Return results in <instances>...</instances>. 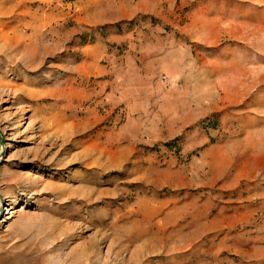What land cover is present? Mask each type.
Segmentation results:
<instances>
[{
	"label": "rangeland",
	"instance_id": "374dc122",
	"mask_svg": "<svg viewBox=\"0 0 264 264\" xmlns=\"http://www.w3.org/2000/svg\"><path fill=\"white\" fill-rule=\"evenodd\" d=\"M0 264H264V0H0Z\"/></svg>",
	"mask_w": 264,
	"mask_h": 264
},
{
	"label": "bare ground",
	"instance_id": "6f19581e",
	"mask_svg": "<svg viewBox=\"0 0 264 264\" xmlns=\"http://www.w3.org/2000/svg\"><path fill=\"white\" fill-rule=\"evenodd\" d=\"M6 210H8V209H6ZM9 212H12V211L9 209L6 213H9Z\"/></svg>",
	"mask_w": 264,
	"mask_h": 264
}]
</instances>
